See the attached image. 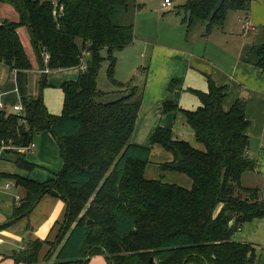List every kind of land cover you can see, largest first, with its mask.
<instances>
[{"label":"trees","instance_id":"1","mask_svg":"<svg viewBox=\"0 0 264 264\" xmlns=\"http://www.w3.org/2000/svg\"><path fill=\"white\" fill-rule=\"evenodd\" d=\"M130 1L0 0L19 14L18 20L0 21V62L16 71L25 108L18 113L0 108V145H10L7 151L15 153L19 168L33 170L37 164L20 149L33 142L36 132L48 130L63 159L61 170L44 181L7 175L24 195L0 229L28 215L46 194L66 202L56 238L29 239L12 256L17 264H88L97 254L109 264H256V244L236 239L245 223L264 218L260 186L246 183L247 176L258 174L257 156L250 154L252 121L246 100L237 96L226 107L228 87L206 73L207 91L187 89L201 105L185 109L173 98L181 87L173 79L162 113L181 112L202 147L175 137L163 125L156 127L148 145L133 142L145 84H138L136 75L125 82L116 77V54L135 39ZM253 1L188 0L181 5L187 37L197 24L204 27L203 36L223 28L230 11L248 14ZM57 4L64 9L55 15ZM127 14L132 15L129 20ZM21 26L29 31L40 69L46 65L45 52L51 70L78 69L83 51L88 52L87 67L60 84L64 101L59 114L44 102L47 73L41 72L38 94L28 93L32 63L18 32ZM241 59L264 72V41L243 47ZM104 61L115 90L98 86ZM156 148L172 156L159 163L160 170L185 174L190 188L164 181L163 175L147 176ZM45 244L50 248L40 260Z\"/></svg>","mask_w":264,"mask_h":264},{"label":"crops","instance_id":"2","mask_svg":"<svg viewBox=\"0 0 264 264\" xmlns=\"http://www.w3.org/2000/svg\"><path fill=\"white\" fill-rule=\"evenodd\" d=\"M163 1L161 0L159 3L153 2L152 5L154 8L158 5L163 7ZM140 7L141 4L139 3L138 11ZM166 9L173 11V1ZM149 12L143 8L138 13V16L136 15L135 39L131 45L127 46L131 48L135 46L133 55L137 58L136 60L133 59L132 66L137 68L136 77L139 74V77L141 76L145 80L143 100L136 120L132 141L140 145H148L150 137L158 125L172 128L175 137L191 142L192 140L190 139L194 137L195 140L194 131L186 122L185 116L181 112L176 111L164 114L162 113V105L170 96V82L173 79H178L181 87H178L173 92L174 100L185 109H196L199 107L201 100L195 93L187 89L195 88L207 91L208 80L205 74L209 73L217 84L228 87V95L225 101L226 107H229L237 96L245 98L246 115L252 121L249 131L251 136L250 154L257 156L258 174L260 176L263 174L264 176V142H260L258 147L252 143V137L254 142L255 137L257 140L258 138H263L264 135V72L241 59L242 46L238 48V53L235 55L232 48L225 45V38L219 34L223 33V35H226L225 30L219 32L214 28L209 35L203 36L200 34L201 29L198 28L188 39L183 17L178 20V18H175L177 16H172L171 19L174 22L166 23L165 30L161 31L160 34H156L154 31L149 30L148 28L150 27L147 26V15ZM240 12L244 13L245 21H248L252 26L264 28V0H254L248 10V14L245 11ZM241 17L244 18L243 16ZM246 33L250 34L251 31ZM7 69L14 76V82L10 80V76L6 72ZM31 70H29L28 93L36 96L39 91H32L31 85L35 77L30 74ZM77 70L76 68H58L48 73V86L44 89L43 97L47 98L45 104L50 112L59 114L62 111L64 92L60 84L63 80L75 78L78 75ZM36 71L37 77L40 76L39 78H41L40 67ZM15 73V70L0 62V97L6 95L5 93L9 94L14 91L20 97ZM139 77L137 78L140 79L141 77ZM33 142L36 144L35 147L27 151L34 152L27 154L26 151V158L30 162L37 164V167L33 170L19 168L15 161L14 152L6 151L0 161V224L8 222L14 205L24 195L22 187L8 185L9 182L14 183L13 179L7 176L8 174L19 173L24 176L29 175L38 181H44L54 177V174L60 171L63 166L58 142L50 131L36 132ZM20 150L23 151L22 149ZM171 157V154L160 148L154 149L151 154L154 164L148 165L147 176L158 178L163 175L164 181L178 183L190 188L192 181L185 174L162 172L160 170L159 163L167 161ZM247 179L246 183L251 184ZM17 196H19V199H17ZM65 211L66 202L62 198L46 194L40 198L28 215L14 221L8 227L1 228L0 264H17L12 256L13 252L25 249L29 239L54 240ZM263 238L264 218H257L245 223L236 234L237 240L251 241L256 244L258 249L262 248L264 250V245L261 244ZM49 248V244L43 246L40 252V260L43 259ZM96 257L105 258L106 264H108L104 255L98 254L94 258ZM54 258L55 255L52 260ZM99 263L103 264L100 261L96 262V264ZM42 264H44V261Z\"/></svg>","mask_w":264,"mask_h":264},{"label":"rangeland","instance_id":"3","mask_svg":"<svg viewBox=\"0 0 264 264\" xmlns=\"http://www.w3.org/2000/svg\"><path fill=\"white\" fill-rule=\"evenodd\" d=\"M160 1L161 0H138L137 3L139 2L141 4L139 11L136 9V6H135V4H137L136 1L135 2H134V0L130 1L131 10H132L131 14L134 15V18H135V14L138 16V13L143 8L147 11H150L147 15V26L150 27V28H148L149 30L154 31V33H156V34H160L161 31L165 30L166 23L174 22V20L171 19L172 16H177L175 18H178V20H181V17H183L185 14V12L181 9V5H183L188 0H181V1L180 0H173V8H174L173 11H171L170 9H166L164 7H161V5H158L156 8H154L152 3L153 2L159 3ZM132 15L130 16L127 14L126 18L129 20L132 17ZM140 15H142V14H140ZM241 16L244 17L243 12L232 10L228 13L223 28L222 29L216 28V31H219V32H222V30H225L226 35H223V33H219V34L223 38H225V45L226 46L228 45V47H231L233 50V53H235V55L238 53V48H240L241 46L243 48L245 46L264 41V28H261L259 26H257V27L252 26L249 23V30L246 31V29L244 27L246 18L245 17L242 18ZM18 18H19V14L12 5H10V4L8 5V3H1L0 2V19H2V20L9 19V20L15 21ZM135 23H137V20L135 21ZM184 25H185V29H187L186 24H184ZM196 26H200L201 27L200 28L201 29L200 34H204L203 33L204 27L201 24H197L194 26L193 31L190 32L188 39L192 36L194 30H197L199 28ZM18 31H19V35L21 37L22 43L24 45V48L26 50V53L28 55V58H29L30 62L32 63V70L30 71V74L34 75L35 81L33 80V84L31 85V88H32V91L38 92L39 91V79H40L39 77L40 76L37 77L38 74H37L36 69L39 67V62L37 60L35 50L32 47L31 39H30L29 32H28L27 28L25 26H21V28ZM249 31H251L250 34L246 33ZM186 36H187V30H186ZM131 50H133V51L131 52ZM134 50H135V46H133L132 48L127 47L125 50H122V52L119 51L116 54L117 59H118L117 67H116V77L120 81L125 82V81L129 80L132 76L136 75L135 73H137V68H134V66H132L133 59L136 60V58H137L136 56L133 55ZM209 53H210V51H209ZM133 69H135V70H133ZM6 72L10 76L9 77L10 80L12 82H14V76L11 74V71L9 69H7ZM78 73H79V71H78ZM144 75H146V74H144ZM137 77H139V74ZM76 78H77V75L75 76V78H71V79H76ZM144 81L145 80L142 77L140 79L137 78V83H139L141 86L144 85ZM98 86L100 89H103V90H107V89L108 90H111V89L115 90L114 85L111 83V81L107 77V61H104L103 65L101 67V70H100V73L98 76ZM5 94L6 95L2 94L4 96L0 97V103L2 104L3 109H5L6 111H8L10 113H18L19 111H16L13 107H14V104L15 105L16 104L22 105V101L20 100V97H18L16 91H14L13 93H9V94L5 93ZM46 101H47V98L46 99L44 98V102H46ZM62 104H63V102H62ZM190 140H192V143L194 145H197L198 147H202V145L199 142H197L196 139L194 140V137H192ZM260 142H262V143L264 142V135H263V138H258L257 140L255 137L254 142H253V137H252V143H254L257 147L259 146ZM32 152H34V151H27V154L32 153ZM150 164H154V161L152 159H151ZM247 178H248L247 180H249L252 185L260 186V188H261L260 195L264 197V176H263V174H261V176H260L259 174L253 173ZM261 244L264 245V238H263ZM95 256L96 255L91 257L88 264H96L97 261H100L101 263L103 262V264H106L105 258L104 259H100L98 257L94 258ZM256 264H264V250L262 248H259L257 250V262H256Z\"/></svg>","mask_w":264,"mask_h":264},{"label":"built area","instance_id":"4","mask_svg":"<svg viewBox=\"0 0 264 264\" xmlns=\"http://www.w3.org/2000/svg\"><path fill=\"white\" fill-rule=\"evenodd\" d=\"M172 1L173 0H164L163 1V7L167 8L168 6H170L172 4ZM58 7L55 8L54 10V14L57 15V14H61L63 12V4H57ZM245 29L248 30L249 29V22L248 21H245V25H244ZM88 56V52L86 50L83 51V58H82V61L80 62V64L77 66L78 69L80 68H86L87 65L85 63V57ZM49 60H50V54L48 52H45L44 53V62H45V67L40 69V72L42 73H50L51 72V69L49 68L48 64H49ZM0 108H2V104L0 103ZM14 109L16 111H19V112H22L25 110V108L23 107V105H15L14 106ZM35 142H32L30 143L29 145L21 148L22 150H30V149H33L35 147ZM7 148H10V145L6 144L5 142H3L1 145H0V161L2 160L3 158V155L4 153L7 151ZM9 186H15V183H10L8 184ZM17 199H19V196H17Z\"/></svg>","mask_w":264,"mask_h":264},{"label":"water","instance_id":"5","mask_svg":"<svg viewBox=\"0 0 264 264\" xmlns=\"http://www.w3.org/2000/svg\"><path fill=\"white\" fill-rule=\"evenodd\" d=\"M91 222H92V220L89 219V220H88V223H91Z\"/></svg>","mask_w":264,"mask_h":264}]
</instances>
